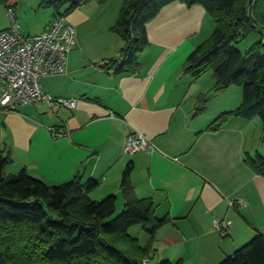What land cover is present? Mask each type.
<instances>
[{"label":"crops","instance_id":"0c3cea01","mask_svg":"<svg viewBox=\"0 0 264 264\" xmlns=\"http://www.w3.org/2000/svg\"><path fill=\"white\" fill-rule=\"evenodd\" d=\"M18 6L12 8L16 19ZM9 9L0 4V31L10 26ZM93 10L83 5L66 19L82 27ZM111 28L101 26L93 39L76 32L66 73L41 81L52 98L76 100L75 109L54 115L46 103L15 110L0 104V149L12 160L5 172L26 170L49 185L93 178L100 185L92 199L116 195L117 206L124 207L122 179L132 164L135 195L152 198L157 216L170 219L156 234L150 264H220L257 232L264 235V177L244 162L246 153L261 154L246 149V139L262 131L259 119L234 117L220 131L208 130L220 114L241 105L243 91L232 86L213 92L215 79L211 84L205 74L193 79L183 72L188 56L214 31L201 6L176 2L162 9L147 25L149 46L139 54L135 73L118 74L107 65L123 47ZM202 94L208 99L198 111ZM132 133L151 140L155 149L126 155L125 139ZM258 148L264 155V136ZM230 201L241 204L232 208ZM214 219L232 222L229 237H220ZM136 233L130 234L146 245L149 235L142 228Z\"/></svg>","mask_w":264,"mask_h":264},{"label":"trees","instance_id":"16d2710c","mask_svg":"<svg viewBox=\"0 0 264 264\" xmlns=\"http://www.w3.org/2000/svg\"><path fill=\"white\" fill-rule=\"evenodd\" d=\"M17 0H0L6 8ZM90 0H41L55 16H67ZM180 2L201 5L212 19L214 31L186 59L183 72L199 79L213 72V92L232 86L242 88L241 105L220 114L208 127L218 132L234 117L260 119L264 129V0H123L117 22L110 29L123 41L118 60L108 66L116 73H135L138 56L149 46L147 25L163 8ZM68 6L64 14L61 9ZM251 32L259 40L245 53L236 44ZM208 94H202L198 111L205 109ZM12 160L0 149V264H143L153 259L157 232L170 219L159 218L152 198H138L130 182L133 166L123 174L122 194L126 203L117 213L116 195L96 201L91 194L100 183L78 176L57 184L31 176L26 170L7 175ZM245 164L264 177V155L245 154ZM149 235L146 245L129 231L135 225ZM159 264H182L165 260ZM220 264H264V235L257 232L245 245Z\"/></svg>","mask_w":264,"mask_h":264},{"label":"built area","instance_id":"2783aa9c","mask_svg":"<svg viewBox=\"0 0 264 264\" xmlns=\"http://www.w3.org/2000/svg\"><path fill=\"white\" fill-rule=\"evenodd\" d=\"M10 26L0 31V104L7 110L18 106L48 104L51 113L58 115L61 109H75L73 99H54L43 91L41 81L47 76L63 75L67 71L68 56L76 46V30L65 16H55L46 29L38 35H25L12 8L8 10ZM55 136L63 133L55 132ZM155 149L153 142L143 135L130 134L125 139L124 153L132 156L141 151ZM241 201H230L236 208ZM213 227L220 237H229L232 222L214 219ZM143 264H149L144 260Z\"/></svg>","mask_w":264,"mask_h":264},{"label":"rangeland","instance_id":"374dc122","mask_svg":"<svg viewBox=\"0 0 264 264\" xmlns=\"http://www.w3.org/2000/svg\"><path fill=\"white\" fill-rule=\"evenodd\" d=\"M40 2H41V0H17L16 1V3L19 5L18 6L19 15L17 13V18H18L17 21L21 27V31L25 35H38V34L42 33L46 29V25H48V22L51 19H53L56 15L55 10L53 8L42 7ZM87 4L93 5V8H94V10L90 13L91 14V20L89 21L88 24H85L82 27H80V26L76 27L75 26V30L77 32L78 37L85 36L87 39H93V38L98 37L97 35L100 32L101 26H107L110 24H112V26H114V24L117 22V19L119 17V12H120V9L122 7L123 0H90L84 5H87ZM195 6H197V5H195ZM199 6H201V5H199ZM201 7L204 9L203 6H201ZM68 9H69V7L65 6L64 8L61 9V13L64 14L65 12L68 11ZM72 12L73 11H71L70 13H72ZM70 13H68V15ZM7 18L9 20V17H7ZM1 24H2V20L0 19V25ZM9 24H10V22H9ZM209 37H207V39ZM258 40H259V34L251 32L247 35V37L244 40H242L241 42L236 44V47L242 53H245ZM203 42H201V43H203ZM205 76H204L203 80L208 81L207 77H210L209 82L211 81V84H212V82L214 81L213 80L214 79L213 78V72L211 70H208L207 74H205ZM200 83H201V80H200V82H198V85H200ZM259 122L261 124V130L262 131L257 133V137L255 136L254 139H252V137L249 139H246V149L251 151V150L257 148L256 150L260 151L262 154V152H263L262 149L258 148V147L261 144V137L264 136V131H263V125H262L260 119H259ZM250 155L255 156L256 153L250 154ZM100 200H103V199H100ZM123 209H124V207L119 204V206H117L116 215L121 214ZM138 227L142 228V225L138 224V225H135L134 227H132L130 229V233L133 236H135L137 234L136 231L139 229ZM146 260H148V263L150 264V260L149 259H146Z\"/></svg>","mask_w":264,"mask_h":264}]
</instances>
